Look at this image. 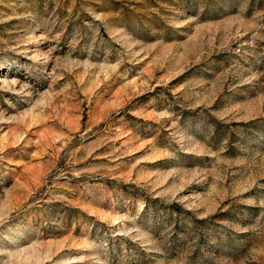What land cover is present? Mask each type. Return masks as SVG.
Returning a JSON list of instances; mask_svg holds the SVG:
<instances>
[{
	"label": "rangeland",
	"instance_id": "374dc122",
	"mask_svg": "<svg viewBox=\"0 0 264 264\" xmlns=\"http://www.w3.org/2000/svg\"><path fill=\"white\" fill-rule=\"evenodd\" d=\"M0 264H264V0H0Z\"/></svg>",
	"mask_w": 264,
	"mask_h": 264
}]
</instances>
